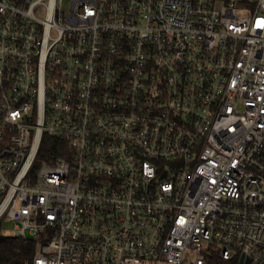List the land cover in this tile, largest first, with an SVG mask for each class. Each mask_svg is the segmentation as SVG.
Instances as JSON below:
<instances>
[{
    "label": "built area",
    "instance_id": "1",
    "mask_svg": "<svg viewBox=\"0 0 264 264\" xmlns=\"http://www.w3.org/2000/svg\"><path fill=\"white\" fill-rule=\"evenodd\" d=\"M3 219L19 264H264V0H0Z\"/></svg>",
    "mask_w": 264,
    "mask_h": 264
},
{
    "label": "trees",
    "instance_id": "2",
    "mask_svg": "<svg viewBox=\"0 0 264 264\" xmlns=\"http://www.w3.org/2000/svg\"><path fill=\"white\" fill-rule=\"evenodd\" d=\"M65 145L67 144L64 140L56 136L43 134L36 163L60 157L58 151ZM36 250L37 243L35 240L14 235H4L0 230V264H19L30 260Z\"/></svg>",
    "mask_w": 264,
    "mask_h": 264
},
{
    "label": "rangeland",
    "instance_id": "3",
    "mask_svg": "<svg viewBox=\"0 0 264 264\" xmlns=\"http://www.w3.org/2000/svg\"><path fill=\"white\" fill-rule=\"evenodd\" d=\"M0 230L4 235H14L15 233L13 223L4 219L0 221Z\"/></svg>",
    "mask_w": 264,
    "mask_h": 264
}]
</instances>
